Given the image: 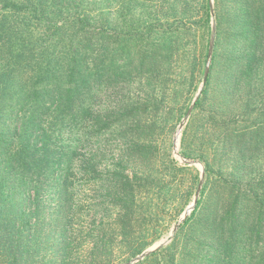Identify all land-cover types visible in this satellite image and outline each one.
I'll return each instance as SVG.
<instances>
[{"label": "trees", "instance_id": "obj_1", "mask_svg": "<svg viewBox=\"0 0 264 264\" xmlns=\"http://www.w3.org/2000/svg\"><path fill=\"white\" fill-rule=\"evenodd\" d=\"M195 1L174 0L173 8L170 0H0V264H79L86 240L89 264H112L117 247L133 259L161 236L145 225L142 210L162 179L144 178L143 199L141 175L119 173L97 202L104 215L117 209L114 226L95 222L77 188L82 173L94 178L97 165L118 160L119 124L127 116L137 130L129 152L147 155V121L166 101L161 89L186 55L185 12ZM218 1L212 61L227 64L221 98L236 111L233 124L203 115L196 133L213 152L205 161L186 155L204 162L200 197L170 242L134 264H264V163L258 164L264 161V0ZM202 7L207 22L208 1ZM115 11L127 30L115 26ZM207 33L204 56L209 24ZM212 61L193 108L209 101ZM204 69L191 72V82ZM125 83L136 85L126 96ZM144 85L163 94L142 95ZM238 114L263 120L244 128ZM196 228L192 245L187 231Z\"/></svg>", "mask_w": 264, "mask_h": 264}, {"label": "rangeland", "instance_id": "obj_2", "mask_svg": "<svg viewBox=\"0 0 264 264\" xmlns=\"http://www.w3.org/2000/svg\"><path fill=\"white\" fill-rule=\"evenodd\" d=\"M173 1L170 0L173 8H175ZM206 1H208L211 14V18L207 22L204 7H202ZM195 2L197 3L188 5L185 12V18L188 20L186 22L189 24V26H186L190 28L186 35V55L185 57H181L182 63L179 68L176 66L175 70L172 71L171 76L173 79L168 84L167 90L161 89L168 95L166 96V101L159 106L157 115L148 118L149 121H147V125L150 127L144 134V136H147L144 141L148 145V150L145 151L147 155L140 158L129 152L132 149L129 146V140L136 139L137 130L135 124L130 123L128 125L132 118L131 116H127L119 124V127L123 126V129L114 150V156L118 160H113V163L107 166L105 164L97 165L99 174L94 178H88L82 173V182L77 188L78 199L82 208L87 210V207H90L93 213L92 217H95V222L100 225L104 222L108 226H114L116 222H114L113 218L115 217L117 209L110 208L111 215H104L105 205H100L97 202H99L98 194L104 193L103 190L106 187L113 186V182L119 173H127L132 178L135 175H141V186H143V180L149 173L153 177H157V179H162L163 185H160V189H155L150 193L149 199H152V202L150 205L145 203L143 206L144 210L142 211L144 212L145 209L148 211L144 213L147 214L144 218L148 221L145 225H149L150 229H161L160 231L163 232L142 253L147 251L151 252L169 243L179 225L189 216L196 200L200 197L205 182L204 162L199 158H188L186 155L189 152L199 154L205 161L213 152V147L210 146V143L208 144L207 140L199 139V133L202 132L201 122L203 115H206L210 111L214 113L215 118L221 119L224 116L226 119L229 118V122L233 124V120L231 119H233V114L236 112L234 109L229 111L225 106H222L221 84L222 86L224 85L227 64L223 62V58L221 59V57L214 58V62L212 61L216 42L215 36H213L217 21L216 12L219 9L221 1L196 0ZM169 13H172V11L167 9V14ZM114 23L115 26L125 27V30H127L126 23L121 22L118 11H115ZM208 24L211 25L213 33L209 40L207 56H204L206 42L208 40ZM222 45L223 47L224 45H228L229 47V38L223 37ZM195 56L198 59V63L196 62ZM211 61L213 68L209 85V101L200 107L204 108L201 111L198 107L193 108V105L201 93L200 89L203 87L205 73L207 72L208 74ZM203 66L205 67L203 78L200 80V76L197 75V79L195 78V81L191 82V72L197 73L199 68ZM182 67L183 69H181ZM134 86H136L135 83L130 85L125 83L122 94L126 96L127 89ZM141 90L142 95L154 92H157V96L163 94L157 86L147 87L144 85ZM238 109H240L238 112L241 113V106H238ZM239 115H236V118L239 121V125L244 128L252 127L253 121L259 122L263 120L260 116L251 114L247 117V122L244 115ZM223 123L225 124V121H222ZM210 126V131L216 129H213V122H211ZM196 131L199 133H196ZM183 134L186 136L185 144ZM94 150L96 151V148ZM95 154L98 156L99 152L96 151ZM207 154L208 158H206ZM172 159L175 161L173 165L170 164ZM263 163L264 161L260 160L258 164ZM144 187L140 188L143 199L145 196ZM140 201H143L142 198H140ZM83 216L85 217L86 215ZM140 227L142 228L144 226ZM187 233L189 237L188 241L190 240V243L193 245L194 239L200 236V229L196 228L194 231H187ZM185 243V236H183L178 248L184 250ZM117 248L113 257L110 258L112 264H134L144 256L139 254L133 259H128L126 252H120ZM78 251L82 256L81 259H78L79 264H89L90 256L89 258L87 257L89 255V244L87 240L83 242ZM92 261L95 260L91 259ZM104 263L107 264L106 261Z\"/></svg>", "mask_w": 264, "mask_h": 264}, {"label": "water", "instance_id": "obj_3", "mask_svg": "<svg viewBox=\"0 0 264 264\" xmlns=\"http://www.w3.org/2000/svg\"><path fill=\"white\" fill-rule=\"evenodd\" d=\"M206 76H207V72L205 73V78H206ZM205 78H204V81H205ZM201 90V89H200ZM147 253H149V251H147V252H144V253H142V254H140V255H145V254H147Z\"/></svg>", "mask_w": 264, "mask_h": 264}]
</instances>
